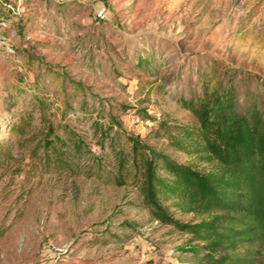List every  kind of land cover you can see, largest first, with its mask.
<instances>
[{"label": "rangeland", "instance_id": "1", "mask_svg": "<svg viewBox=\"0 0 264 264\" xmlns=\"http://www.w3.org/2000/svg\"><path fill=\"white\" fill-rule=\"evenodd\" d=\"M5 14L0 264H184L187 235L145 207L129 160L115 182V153L130 136L195 164L165 130L196 125L178 98L206 79L264 115V0H21ZM162 204L180 222L203 217Z\"/></svg>", "mask_w": 264, "mask_h": 264}, {"label": "trees", "instance_id": "2", "mask_svg": "<svg viewBox=\"0 0 264 264\" xmlns=\"http://www.w3.org/2000/svg\"><path fill=\"white\" fill-rule=\"evenodd\" d=\"M178 103L196 125L172 126V133L165 130L166 138L173 149L196 157V163H178L128 136V154L115 153V182H122L129 160L145 207L155 219L187 235L177 247L186 255L184 264H258L264 245V115L254 108L236 109L229 91L210 87L209 79L199 93L178 98ZM46 135L53 136L46 146L60 140L50 125ZM74 144L78 147L79 140ZM162 200L203 217L180 222Z\"/></svg>", "mask_w": 264, "mask_h": 264}, {"label": "built area", "instance_id": "3", "mask_svg": "<svg viewBox=\"0 0 264 264\" xmlns=\"http://www.w3.org/2000/svg\"><path fill=\"white\" fill-rule=\"evenodd\" d=\"M21 0H0V48L7 55L13 53V45L9 41V38L5 35L4 29L6 27V15L5 12H8V16L16 18L19 16V6ZM46 1V0H45ZM60 2L62 0H54ZM97 16L99 18H104L105 8L103 6L97 8Z\"/></svg>", "mask_w": 264, "mask_h": 264}]
</instances>
